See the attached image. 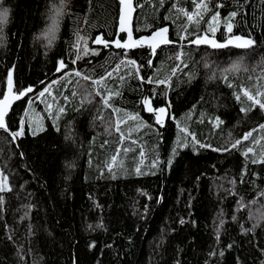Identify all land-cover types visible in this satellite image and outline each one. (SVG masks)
<instances>
[{"label": "trees", "instance_id": "obj_1", "mask_svg": "<svg viewBox=\"0 0 264 264\" xmlns=\"http://www.w3.org/2000/svg\"><path fill=\"white\" fill-rule=\"evenodd\" d=\"M135 2V36L148 34L160 26H169L171 38H177V25L183 24L184 18L181 16L175 24L164 19L175 0H168L163 8L159 7L158 0ZM216 2L218 0H213V6ZM51 3L53 0H5V6L10 7L12 13L4 28L6 39L0 41V91H6V74L12 66H15L14 80L20 87L33 85L39 90L43 87L41 80L50 83L59 78L60 74L55 72L56 61L66 55L65 41L72 36L75 25L72 17L66 18L54 47L45 55L46 41L38 37L48 23L46 12ZM224 3L226 7L220 9L222 17L235 9V0H224ZM181 4L192 9L191 0H181ZM119 6V0H92L90 25H84L81 20L80 26L93 37L104 33L106 38H113L117 35ZM261 7L260 0H251L247 8L249 27H238L235 33L247 36L251 31L259 43L261 24L264 23ZM71 11L83 16L89 12L88 0H72ZM217 38L220 39L219 32ZM98 48L102 49L101 46ZM175 51V46H164L163 51L158 50L153 67L143 68L141 74L154 75L162 63L173 65L174 60L167 57ZM191 51L193 64L189 68H195L197 78L189 84L187 77L178 73L179 80L173 78V89L168 96L173 105L171 112L177 119L184 117L195 105L196 111L187 123L198 139L213 147L221 146L229 132L234 138H239L253 128L258 129L259 124L264 123V113L258 109L247 117L240 113L241 105L235 101L233 89L226 87L222 80H208L212 69L206 68L204 61L219 64L223 69L242 58L244 65L255 68L264 57V46L248 50L192 46ZM121 52L114 47L102 49L99 56L84 57L76 67H81L82 71L95 67L97 72H102L104 69L100 66L105 65L111 70ZM129 55L142 64L149 58L146 50H132ZM187 71L184 70L185 73ZM259 71L261 68H255L252 75ZM247 76L248 73L241 71L236 83H247ZM129 85L123 89L122 99L116 100V106L139 111L142 96L148 95L155 86L141 85L136 79H131ZM52 87L54 95L57 92L66 94L60 86ZM67 87L72 88L73 85ZM163 88L157 89L154 105L166 103L159 94ZM33 95L13 106L15 116L12 112L9 114L13 129L17 128L23 111L27 110L25 100ZM97 106L86 104L85 110L77 113L73 111V105H69L67 116L60 120L61 132H56L50 127L52 120L47 117L44 103L35 99L34 114L45 117L46 132L33 136L29 126L25 136L13 142L0 130V169L9 177L12 187L11 192L0 193L3 198V203H0V264H177V261L179 264H261L264 256L259 249L264 248V228H258L254 236L242 235L240 224L246 228L251 226V221L247 220L249 211L256 214L264 212L261 207L264 197H259L256 205L241 211L236 210V202L239 196L249 203L258 197L259 191L264 189V166L247 164L241 153L235 150L220 153L198 148L199 154H196L190 145L180 150L170 170L163 164L151 169L156 145H159L162 161L174 146L177 129L169 120L164 128L154 126L153 130L133 133V138L144 145L145 158L140 167L148 174L135 173L140 149L133 145L136 150L128 153L125 159L126 173H118L116 179H111L105 171V175L100 177L98 166L111 156L118 134L114 131L111 136L105 134L102 122L94 119L100 115L96 111ZM201 112L206 114L204 123L198 122ZM110 113V109L103 113L105 119ZM140 114L154 124L150 114L143 111ZM213 116L225 121L218 129L207 122V118ZM70 124L75 143L63 136ZM156 129L161 135H157ZM259 135V131L254 133V137ZM105 139L111 143L101 148L100 144ZM246 144L248 142L242 143L241 149ZM89 152L93 154L92 165L88 162ZM121 155L124 156L123 152ZM73 160L76 166L68 168L67 164ZM245 165L249 175L245 177V183L240 184L239 177ZM232 179L237 181L235 190L238 196L226 191L233 187L229 183ZM26 205L32 207L26 208ZM221 211L226 223L217 241L216 223ZM25 212L29 213L28 218L22 219ZM233 215L238 218L235 222ZM181 219L184 224L180 223ZM101 223L104 228L95 227ZM29 225L34 235L29 234ZM88 225H93V229L89 230ZM9 234L12 241L8 239ZM93 242L96 247L90 248ZM229 244H233V248L229 249ZM20 246L24 251L18 254ZM220 250L225 253L223 257L219 256ZM213 251L217 253L214 257L209 255Z\"/></svg>", "mask_w": 264, "mask_h": 264}, {"label": "snow or ice", "instance_id": "obj_2", "mask_svg": "<svg viewBox=\"0 0 264 264\" xmlns=\"http://www.w3.org/2000/svg\"><path fill=\"white\" fill-rule=\"evenodd\" d=\"M168 0H158L159 7L163 8ZM251 0H245L241 3V0H235V9L228 11L226 16L222 17L220 9H224L226 4L224 0H218L213 6V0H191L192 9L181 4V0H175L170 4L168 14L164 16L165 20L171 21L172 24L176 23L177 19L181 16L185 22L177 25L176 36L173 40L170 37L169 26H160L155 30L148 32V34L141 36H134L132 27V16L134 12L133 0H119V4L122 6L119 15L118 32L125 34L121 37L118 34L113 38H106L104 33H100L93 37L90 32H86L84 28L80 26L81 20L83 24L90 25L89 15L91 10L92 0H88L89 12H86L83 16L78 13L72 12V0H53V3L48 5L46 15L48 17V23L41 31V36L38 39L46 41L44 47L46 49L45 55L48 51H51L55 42L59 38L61 26L66 18L72 17L73 24L75 25L72 30V36L69 37L65 43L67 44V53L64 58H59L56 61L55 72L60 76L57 79L51 80L47 83L43 80L40 81L43 87L37 89L33 85L24 87L17 86L14 80L15 66H12L6 74V91H0V130L7 134L13 142L18 138L25 136L27 127H31V133L33 136H37L42 132H46L45 117L36 116L33 110V102L35 99H40L41 103L45 105V112L47 117L52 120V125L56 132H61L60 120L67 116L69 105H73V111L79 113L85 110V105L97 104L96 111L100 113L94 119H99L105 128V134L111 136L112 132L118 134V140L116 147L111 156L100 162L98 171L100 177L105 175V171L108 173L111 179H116L118 173H126L125 159L128 153L134 152L136 149L133 145L139 146V163L135 167L134 171L138 175L148 174L141 171L140 165L144 163L145 148L143 144H140L137 138H133V133H138L143 129L153 130L154 126L164 128L166 123L171 120L175 123L177 129L175 136L174 146L171 148V152L166 155V158L162 161L159 156V145L153 150V158L150 168L157 169L159 165L163 164L165 168L171 169L173 164L177 161L180 150L187 149L191 145L196 154H199L197 149L208 148L213 152L226 153L233 150L238 151L247 161L249 165L264 166V123H260L257 128H253L242 135V137L234 138L232 133L229 132L228 136L224 138V142L219 147H213L211 144L205 143L197 138V134L190 130V126L187 120L191 119L192 115L196 111V106L193 105L184 117L177 119L176 115L171 112L173 107L171 100L168 99L169 92L173 89V78L179 80V74H183L187 77V82L191 84L197 78V71L195 68H189L190 64H193V55L191 48L193 45L199 47L206 45L214 50L229 49L230 47L235 49H254L256 47L264 46V23L261 24L262 34L261 40L258 43L257 39L249 31L248 35L235 33V29L238 27L248 28V5ZM261 13L264 14V0H260ZM143 7V5H140ZM156 7V5H152ZM12 9L5 6V0H0V41L6 39L4 34V28L10 21ZM237 17H240L237 20ZM264 21V15L261 17ZM256 25H252L255 27ZM95 27V25H91ZM223 28V31L221 29ZM220 33V39L217 38V33ZM92 44L102 46V49H111L113 46L115 49L122 50L118 62L114 67L101 65L104 70L97 72L95 67L82 71L81 67H76L78 63L88 56H99L102 49L90 47ZM162 46H175L176 51L173 55L167 57L168 60H174V64L166 66L162 63L159 69H156L154 75H142L143 68H152L153 59L157 57L158 50L163 51ZM146 50L148 59L143 64L138 61L137 58L129 55L132 50ZM188 49V50H186ZM140 55V53H137ZM110 64V62H108ZM205 67L212 69L208 75V80H222L226 87L233 89V96L235 101L240 104L239 112L243 113L247 117L251 112L259 110L264 113V57L257 63L255 68H261V71L252 75L255 72V68H249L243 64L242 58L234 61L230 66L223 69L219 64L209 63L204 61ZM165 67L168 68L165 71ZM122 69L123 74L122 73ZM188 69L185 73L184 70ZM243 71L248 73L247 83L241 81L236 83L238 74ZM231 77V78H230ZM131 79H136L141 85H154L148 95H143L139 101V105H142L139 111H130L123 106H116V100L122 99L123 89L129 85ZM83 81V83H81ZM182 82V81H181ZM53 85H58L63 88V93L57 92L53 94ZM68 85H73L72 88H68ZM160 86L164 88L160 91V95L163 96L166 103L163 106L153 103L156 98L157 89ZM30 94H34L32 98L25 100L27 104V110L22 113V118L17 122V128L11 127V118L9 113L15 116L13 112V104L17 101L24 100L25 97H29ZM98 98V99H97ZM203 100V97H201ZM139 107V106H138ZM111 110L108 119H105L103 113L107 110ZM141 111L150 114V118L154 120V124L149 123L140 114ZM206 114L201 112L199 116V123H204ZM133 122V123H130ZM207 122L212 124L214 129H218L225 121L219 116H213L207 118ZM126 126V127H125ZM259 131L261 135L254 137V133ZM157 135H161L159 130L156 129ZM65 139L75 141L72 139V126H68V130L63 134ZM127 141V144L125 143ZM248 142L243 149L241 144ZM93 145L95 140L93 139ZM111 143L110 140L105 139L101 144V148H106ZM19 147V145H17ZM82 147V145H80ZM124 154L122 156L121 154ZM23 156V152L20 153ZM92 152H89V165H92ZM76 166V161L73 160L67 164L68 168ZM264 171V167H262ZM151 174H155L152 172ZM249 175L247 165L241 172L239 177V183H245V177ZM233 185L232 188L226 189V191L233 196L239 194L235 190L237 181L232 179L229 181ZM12 187L9 182V177L0 169V193L11 192ZM259 197H264V189L259 191L258 197L253 199L250 203L246 202L243 196H239L236 202V210L241 211L250 208V205H256ZM151 199V197H149ZM0 203H3V198L0 197ZM100 207L99 204L96 205ZM26 208H31V205H26ZM264 208V204H261ZM29 213L25 212L24 218H28ZM146 215V212H145ZM235 215L232 216V220L237 221ZM247 220L251 221L250 227H245L244 224H240V230L242 235H255L258 228H264V212L259 214L249 211ZM181 224H184L183 219L180 220ZM226 220L224 219V213L221 211L218 213V223H216V240H220V232L224 229ZM95 227L104 228V225L98 224ZM88 229L92 230L93 225H88ZM106 230V229H105ZM29 234L34 235L32 232V226L29 225ZM10 241L13 240L11 234L8 235ZM14 243V241H13ZM90 248H95V243L89 245ZM111 247V245H108ZM229 249L233 248V244L227 246ZM261 255L264 256V248L259 249ZM23 246L19 247L18 254L23 253ZM224 251H219V256H224ZM210 256H216L215 251L209 253ZM239 260V257H237ZM35 264V262H33ZM179 264V261H177ZM207 264V262H206ZM243 264V262H240ZM261 264H264V260H261Z\"/></svg>", "mask_w": 264, "mask_h": 264}, {"label": "water", "instance_id": "obj_3", "mask_svg": "<svg viewBox=\"0 0 264 264\" xmlns=\"http://www.w3.org/2000/svg\"><path fill=\"white\" fill-rule=\"evenodd\" d=\"M133 6H134V12H133V16H132V27H133V32H134V21H135V15H136V12H137V6H136V2H135V0H133ZM121 8H122V6L120 5L119 6V15H120V12H121ZM118 24H119V16H118V22H117V34L120 36V35H122L123 33H119L118 32ZM169 34H170V32H169ZM125 35V34H124ZM134 36H135V34H134ZM171 37V36H170ZM95 45V44H94ZM96 46H98V45H96ZM193 46H195V45H193ZM102 47V46H101ZM114 47V46H113ZM162 47H164V46H162ZM196 47V46H195ZM199 47H208V46H206V45H201V46H199ZM208 48H210V47H208ZM230 48H232V47H230ZM241 50H244V49H241ZM155 59V58H154ZM153 59V60H154ZM14 75V74H13ZM15 105V103L13 104V106ZM10 114V113H9Z\"/></svg>", "mask_w": 264, "mask_h": 264}, {"label": "rangeland", "instance_id": "obj_4", "mask_svg": "<svg viewBox=\"0 0 264 264\" xmlns=\"http://www.w3.org/2000/svg\"><path fill=\"white\" fill-rule=\"evenodd\" d=\"M121 36V35H120ZM93 46H96V45H94V44H92L91 42H90V47H92V48H95V47H93ZM99 47V46H98ZM97 47V48H98ZM98 49H100V48H98Z\"/></svg>", "mask_w": 264, "mask_h": 264}, {"label": "flooded vegetation", "instance_id": "obj_5", "mask_svg": "<svg viewBox=\"0 0 264 264\" xmlns=\"http://www.w3.org/2000/svg\"><path fill=\"white\" fill-rule=\"evenodd\" d=\"M122 35H124V34H122ZM122 35H121V36H122ZM124 36H125V35H124Z\"/></svg>", "mask_w": 264, "mask_h": 264}]
</instances>
